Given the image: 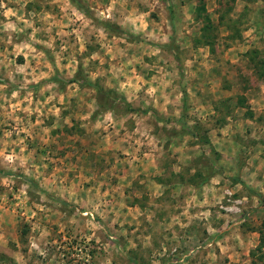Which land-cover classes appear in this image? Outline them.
<instances>
[{"label": "rangeland", "instance_id": "rangeland-1", "mask_svg": "<svg viewBox=\"0 0 264 264\" xmlns=\"http://www.w3.org/2000/svg\"><path fill=\"white\" fill-rule=\"evenodd\" d=\"M166 1L0 0V264H264V0Z\"/></svg>", "mask_w": 264, "mask_h": 264}, {"label": "trees", "instance_id": "trees-1", "mask_svg": "<svg viewBox=\"0 0 264 264\" xmlns=\"http://www.w3.org/2000/svg\"><path fill=\"white\" fill-rule=\"evenodd\" d=\"M189 1H191V0H189ZM202 0H199V2H201ZM165 2L166 3H168V1H166L165 0ZM167 6H168V9H169V13L171 14V16H172V7H171V5L169 4H167ZM203 7L201 6V5H199V6H197L196 7V18H198V19H201L203 16H202V12H203ZM203 19V21L205 22V26L203 27V29H202V31H203V33L202 34H204V35H207L208 36V33L210 32V31H213V29H214V26H213V24H212V22H211V20L206 16V15H204V17L202 18ZM231 20V19H230ZM237 22L236 21H234V20H231V21H229V24H230V26H229V29H232L231 27L232 26H234V24H236ZM104 27L106 28V29H110V27L109 26H107V25H104ZM234 34H235V37H238V35L236 34V31L234 30ZM232 34V33H231ZM204 35H203V37H204ZM205 44L206 45H209V39L207 38V40L205 41ZM165 48H167V50L172 54V56H173V58L175 59V61L179 64V62H180V56H179V53H178V51H177V49H176V47H175V43H174V39L173 40H171L170 41V43L169 44H167V45H165L164 46ZM81 72L79 71V72H77V74L74 76V78L73 79H71V80H69L67 83H76V84H87V82L85 81V79H83L82 77H81ZM55 80H58V79H55ZM87 85H89V83L87 84ZM89 86H91V85H89ZM97 90V94L99 95V102H100V106H102V107H108V109L107 110H114V108H116L117 106H119L120 104H122L123 105V107H124V111H123V113L124 114H129V113H135V112H137V110H135L127 101H126V99L122 96V95H119V94H117V93H112L113 95H109L110 93H103V90L101 89V88H97L96 89ZM101 98V99H100ZM101 102H103V103H101ZM144 113V112H143ZM27 183L29 182V181H27V180H25ZM263 225H264V223H263ZM264 235H260V246L258 247V250H260L261 249V247H262V244L264 245V237H263Z\"/></svg>", "mask_w": 264, "mask_h": 264}, {"label": "crops", "instance_id": "crops-1", "mask_svg": "<svg viewBox=\"0 0 264 264\" xmlns=\"http://www.w3.org/2000/svg\"><path fill=\"white\" fill-rule=\"evenodd\" d=\"M255 236L256 235H237V239H238V242H239V244L241 245L239 248L240 249H243L244 248V246H246L247 244H249L250 245V241L249 242H247V243H245V241H247V239H251L252 240V242H251V247H254V241H255ZM248 252V251H247ZM244 254V253H243ZM247 256H248V254H246ZM238 259V258H237Z\"/></svg>", "mask_w": 264, "mask_h": 264}]
</instances>
